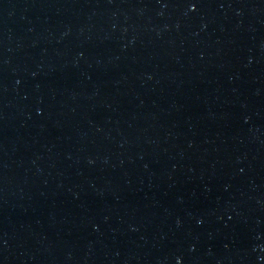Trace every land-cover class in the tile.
Wrapping results in <instances>:
<instances>
[{"label":"water","instance_id":"obj_1","mask_svg":"<svg viewBox=\"0 0 264 264\" xmlns=\"http://www.w3.org/2000/svg\"><path fill=\"white\" fill-rule=\"evenodd\" d=\"M0 264H264V0H0Z\"/></svg>","mask_w":264,"mask_h":264},{"label":"snow or ice","instance_id":"obj_2","mask_svg":"<svg viewBox=\"0 0 264 264\" xmlns=\"http://www.w3.org/2000/svg\"><path fill=\"white\" fill-rule=\"evenodd\" d=\"M193 7H194V5H193Z\"/></svg>","mask_w":264,"mask_h":264}]
</instances>
